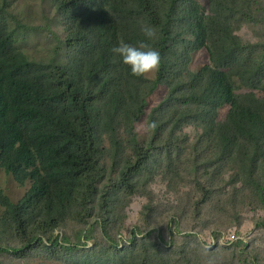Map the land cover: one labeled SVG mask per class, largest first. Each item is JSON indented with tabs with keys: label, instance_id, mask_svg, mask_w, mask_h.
Segmentation results:
<instances>
[{
	"label": "trees",
	"instance_id": "trees-1",
	"mask_svg": "<svg viewBox=\"0 0 264 264\" xmlns=\"http://www.w3.org/2000/svg\"><path fill=\"white\" fill-rule=\"evenodd\" d=\"M7 4L0 0V167L21 186L31 183L18 203L0 190V232L19 240L14 253L74 254L79 247L58 230L87 225L98 201L102 214L114 217L156 164L185 180L186 153L197 174V213L227 187L231 198L264 205V44L236 35V25L260 17L259 0H209L208 10L197 0H53L67 33L64 63L32 60L18 48ZM145 25L155 28L154 41L143 36ZM121 40L160 52L154 80L131 75L112 52ZM202 49L211 64L192 71L193 54ZM237 79L251 90L239 94ZM161 86L168 94L151 110V136L142 144L136 125ZM190 124L197 126L192 142L183 131ZM108 155L121 169L102 187ZM146 243L136 237L127 252L113 245L104 264H171ZM101 257L89 253L78 263L99 264Z\"/></svg>",
	"mask_w": 264,
	"mask_h": 264
},
{
	"label": "rangeland",
	"instance_id": "rangeland-1",
	"mask_svg": "<svg viewBox=\"0 0 264 264\" xmlns=\"http://www.w3.org/2000/svg\"><path fill=\"white\" fill-rule=\"evenodd\" d=\"M197 1L208 10L209 0ZM259 2L262 5L257 21L236 25V35L243 43L264 44V0ZM7 3L13 16L11 28L17 33L18 48L32 60L56 59L64 63L67 33L53 0H7ZM206 64H211L210 55L207 49H202L193 54L190 69L196 71ZM156 74H151L148 79L154 80ZM236 87L239 94L251 90L239 79ZM255 92H261V88ZM167 94L168 88L161 86L149 98L146 114L136 125L140 143L149 141L148 116ZM228 110L226 107L220 111L221 120L225 119ZM183 131L192 142L197 135V126L187 125ZM105 147L109 151L112 149L110 141H106ZM132 154L133 150L128 148L127 156ZM103 163L108 169V177L102 187L110 186L119 179L121 168L113 169L114 159L110 155ZM192 166L193 158L186 153L180 164L185 180L180 181L156 164L146 177L147 184L139 188L128 203L122 201L114 217L103 215L98 201L96 212L87 225L73 222L58 230L56 236L62 241L79 247L74 254L52 255L45 249L36 248L17 255L12 249L21 248L19 240L0 232V264H80L78 260L85 263L83 257L93 252H102L99 264H104L107 262L105 255L113 245L127 252L136 237L138 241L146 238L149 249L155 245L162 250L171 259V264H186L188 260L192 264H264V226L261 225L264 223V205L250 203L243 196L231 198V188L227 187L197 213L195 203L199 194L194 186L197 174ZM30 187V182L21 186L0 167V190L13 202L18 203ZM2 210L0 205V218ZM233 234L234 240L230 239ZM180 250L185 254L177 253Z\"/></svg>",
	"mask_w": 264,
	"mask_h": 264
},
{
	"label": "clouds",
	"instance_id": "clouds-1",
	"mask_svg": "<svg viewBox=\"0 0 264 264\" xmlns=\"http://www.w3.org/2000/svg\"><path fill=\"white\" fill-rule=\"evenodd\" d=\"M141 32L149 41L157 38V32L152 26H143ZM112 52L122 58V63L130 68L131 75L135 77L149 78L161 65L160 52L144 42L136 47L121 40Z\"/></svg>",
	"mask_w": 264,
	"mask_h": 264
},
{
	"label": "built area",
	"instance_id": "built-area-1",
	"mask_svg": "<svg viewBox=\"0 0 264 264\" xmlns=\"http://www.w3.org/2000/svg\"><path fill=\"white\" fill-rule=\"evenodd\" d=\"M236 238L235 234H233L232 238L230 237V239L234 240Z\"/></svg>",
	"mask_w": 264,
	"mask_h": 264
}]
</instances>
